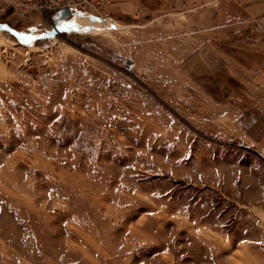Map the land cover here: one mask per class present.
Listing matches in <instances>:
<instances>
[{
  "label": "rangeland",
  "instance_id": "1",
  "mask_svg": "<svg viewBox=\"0 0 264 264\" xmlns=\"http://www.w3.org/2000/svg\"><path fill=\"white\" fill-rule=\"evenodd\" d=\"M44 2L0 0V264H264V39L246 14Z\"/></svg>",
  "mask_w": 264,
  "mask_h": 264
},
{
  "label": "crops",
  "instance_id": "2",
  "mask_svg": "<svg viewBox=\"0 0 264 264\" xmlns=\"http://www.w3.org/2000/svg\"><path fill=\"white\" fill-rule=\"evenodd\" d=\"M234 4L246 14L248 21L261 32L264 39V0H234ZM5 24L7 23H0Z\"/></svg>",
  "mask_w": 264,
  "mask_h": 264
},
{
  "label": "built area",
  "instance_id": "3",
  "mask_svg": "<svg viewBox=\"0 0 264 264\" xmlns=\"http://www.w3.org/2000/svg\"><path fill=\"white\" fill-rule=\"evenodd\" d=\"M50 2H44L41 4L40 9H49L52 8V4L57 5L59 3H62L64 6H62L58 12L69 10L70 12H76L79 7H81L79 4L75 3L74 0H49Z\"/></svg>",
  "mask_w": 264,
  "mask_h": 264
},
{
  "label": "bare ground",
  "instance_id": "4",
  "mask_svg": "<svg viewBox=\"0 0 264 264\" xmlns=\"http://www.w3.org/2000/svg\"><path fill=\"white\" fill-rule=\"evenodd\" d=\"M89 19H85L84 16H82V14L80 15H75V17L69 22L70 27L73 28H85L86 26H88ZM85 30V29H84Z\"/></svg>",
  "mask_w": 264,
  "mask_h": 264
},
{
  "label": "trees",
  "instance_id": "5",
  "mask_svg": "<svg viewBox=\"0 0 264 264\" xmlns=\"http://www.w3.org/2000/svg\"><path fill=\"white\" fill-rule=\"evenodd\" d=\"M66 13V12H70L69 10H64V11H60V12H58V13Z\"/></svg>",
  "mask_w": 264,
  "mask_h": 264
}]
</instances>
